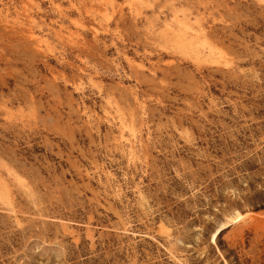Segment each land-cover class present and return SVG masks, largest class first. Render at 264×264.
Segmentation results:
<instances>
[{
    "label": "rangeland",
    "instance_id": "374dc122",
    "mask_svg": "<svg viewBox=\"0 0 264 264\" xmlns=\"http://www.w3.org/2000/svg\"><path fill=\"white\" fill-rule=\"evenodd\" d=\"M0 264H264V0H0Z\"/></svg>",
    "mask_w": 264,
    "mask_h": 264
},
{
    "label": "bare ground",
    "instance_id": "6f19581e",
    "mask_svg": "<svg viewBox=\"0 0 264 264\" xmlns=\"http://www.w3.org/2000/svg\"><path fill=\"white\" fill-rule=\"evenodd\" d=\"M200 33V31H199ZM198 34V33H197ZM122 141H127V139L124 137V135L121 133L120 137H119ZM132 149V148H131ZM129 155H131L130 153H132L131 150H129ZM134 155V154H133ZM132 155V156H133ZM246 214H244L243 212H241L239 209L236 208H232L229 209L223 216V220L217 224L218 226L216 227V229L211 233L209 240L212 244H216L217 242V238L219 237L220 233L231 227L234 225L239 224L241 221L244 220Z\"/></svg>",
    "mask_w": 264,
    "mask_h": 264
}]
</instances>
